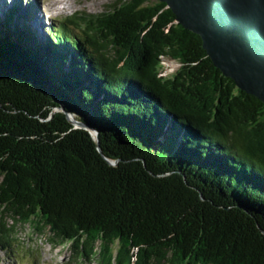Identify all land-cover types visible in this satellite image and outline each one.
Segmentation results:
<instances>
[{"label":"trees","instance_id":"16d2710c","mask_svg":"<svg viewBox=\"0 0 264 264\" xmlns=\"http://www.w3.org/2000/svg\"><path fill=\"white\" fill-rule=\"evenodd\" d=\"M31 15L0 4V100L64 102L108 155L142 156L195 188L177 172L109 165L83 131L62 134L63 116L0 109V247L31 223L98 264H264V102L161 0L58 18L45 37ZM168 61L177 67L162 74Z\"/></svg>","mask_w":264,"mask_h":264},{"label":"water","instance_id":"95a60500","mask_svg":"<svg viewBox=\"0 0 264 264\" xmlns=\"http://www.w3.org/2000/svg\"><path fill=\"white\" fill-rule=\"evenodd\" d=\"M166 2L184 27L199 34L203 46L215 66L236 85L264 102V0H161ZM22 103L0 100V109L12 114H22L41 123H49L63 116L68 127L62 134L83 131L94 144L96 151L111 166L138 162L149 174L165 178L177 172L191 188L185 173L158 170L148 167L142 156L122 157L108 155L102 146L101 130L77 110L59 100L40 101L26 94ZM35 137V136H31ZM199 196L205 200L202 192Z\"/></svg>","mask_w":264,"mask_h":264},{"label":"rangeland","instance_id":"374dc122","mask_svg":"<svg viewBox=\"0 0 264 264\" xmlns=\"http://www.w3.org/2000/svg\"><path fill=\"white\" fill-rule=\"evenodd\" d=\"M12 1L23 2V10L28 8L32 28L40 37L58 18H66L77 12L99 13L105 11L115 0H0L9 5ZM177 67L172 61L165 63L162 73H171ZM15 220H11L13 224ZM18 245L11 251L0 247V264H98L96 260L87 261L76 258L66 244H55L49 238L50 231L42 233L31 223L16 227Z\"/></svg>","mask_w":264,"mask_h":264},{"label":"built area","instance_id":"2783aa9c","mask_svg":"<svg viewBox=\"0 0 264 264\" xmlns=\"http://www.w3.org/2000/svg\"><path fill=\"white\" fill-rule=\"evenodd\" d=\"M162 74H166V73H162Z\"/></svg>","mask_w":264,"mask_h":264}]
</instances>
